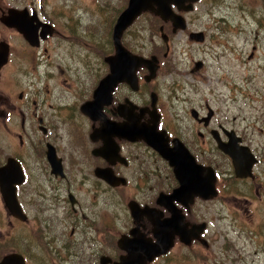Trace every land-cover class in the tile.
<instances>
[{
	"label": "flooded vegetation",
	"instance_id": "1",
	"mask_svg": "<svg viewBox=\"0 0 264 264\" xmlns=\"http://www.w3.org/2000/svg\"><path fill=\"white\" fill-rule=\"evenodd\" d=\"M14 11L19 12L17 24L28 19L26 23L37 29L38 46L6 21ZM66 17L64 28L72 33V19ZM60 25L48 13L46 0H0V45L8 49L0 81L12 83L15 53L24 80H29V54L35 52L41 60L53 41L61 44ZM186 31L189 38L197 32L188 30L187 20ZM65 36V41L74 40L71 34ZM204 36L200 44L211 45L213 36ZM219 46L233 53L232 45ZM130 52L148 60L155 57L156 75L149 78L150 70L143 66L136 71L137 89L120 82L97 119L83 107L94 102L95 90L110 72L106 59L112 53L104 57L108 73L97 85L88 61H56L43 65L56 71L45 75L41 104L34 100L33 110L25 111L30 96L19 94L21 147L7 154L0 169L11 159L20 165L24 180L16 185V199L25 219L9 210L0 188V263L18 254L25 264L38 256L41 264H256L246 262L253 256L264 264V113H239L233 69L222 64L218 52L213 59L217 67L208 78L186 83L182 100L160 97L158 80L167 54L161 60ZM209 66L200 61L191 72L207 71ZM15 110L13 88L6 94L0 90V126L5 123L8 131ZM29 113L37 121L39 138L26 147ZM107 123L117 126L119 133L109 131ZM153 126L167 151H187L198 167L193 168L198 181L189 183V171L188 184L181 190L183 184L169 160L144 139L122 134V128L138 133ZM239 148L250 167L247 177L237 175L231 157ZM207 178L214 186L210 199L205 197ZM15 228L24 229L23 235ZM136 241L162 253L148 261L143 250H134Z\"/></svg>",
	"mask_w": 264,
	"mask_h": 264
},
{
	"label": "rangeland",
	"instance_id": "2",
	"mask_svg": "<svg viewBox=\"0 0 264 264\" xmlns=\"http://www.w3.org/2000/svg\"><path fill=\"white\" fill-rule=\"evenodd\" d=\"M127 6L128 0H46L48 13L54 22L62 24L61 35L66 37L65 35L71 34L74 40L70 42L65 41L63 36L58 37L62 43L56 44L53 41L48 50L42 53L41 60H37V54L31 52L29 80H24L23 67L16 63L15 53L11 67L12 83L7 85L0 81V90L5 94L7 89L13 88L16 106L10 131L4 127L5 123L0 126V162L4 161L7 154L21 147L17 135L23 132L20 127L19 110L22 103L19 102V94L22 92L30 96L29 108L25 111L33 110L34 100L41 104L45 98L42 90L47 81L45 75L56 71L43 65L56 61H88L94 71L93 80L97 85L100 78L108 73L104 57L114 54L113 29ZM65 15L66 19H72V33L64 28V24L67 26L63 20ZM184 16L188 30L213 36L211 45L208 42L200 44L191 41L188 31L173 33L171 23H162L150 13L141 16L123 37V44L133 53L145 57L156 56L161 60H164V54L168 55L158 80L162 88L159 91L160 97L164 100H182L186 83L196 84L199 80L208 78L214 67H217L213 59L215 52H218L222 64L233 69V97L239 113L255 116L264 113V0H201L193 12ZM161 27L169 37L168 49L161 38ZM18 44L15 42V45ZM219 44L232 45L233 53L229 54V47L224 48ZM200 61L212 65V68L209 66L207 71L192 73L195 64ZM40 77L42 79L38 80ZM50 77H53V74ZM204 87L208 92L207 87ZM56 94L57 91L53 96ZM180 109L181 107L173 108L176 112ZM31 115L29 113L27 132L24 134L26 147L28 142L39 138L37 121ZM15 230L19 231L20 228ZM23 232L24 229L21 228V236ZM242 243L243 240H240L239 244ZM34 249L38 250L35 246ZM249 251L252 249L249 248ZM41 259V256H38V260L31 259L30 264H41ZM251 261L256 264L263 263L262 258L254 256L246 262Z\"/></svg>",
	"mask_w": 264,
	"mask_h": 264
},
{
	"label": "water",
	"instance_id": "3",
	"mask_svg": "<svg viewBox=\"0 0 264 264\" xmlns=\"http://www.w3.org/2000/svg\"><path fill=\"white\" fill-rule=\"evenodd\" d=\"M198 1L199 0H129L127 8L118 17L113 29L115 53L106 59V62L109 65L110 73L100 82L98 88L95 90L94 102L88 103L83 107L84 112H86L93 119H97V115L101 112L103 106L111 104L114 90L120 82H127L134 89H137L136 71L143 66L150 70L151 75L149 78L155 77L157 71V59L153 57L152 60H148L133 55L124 47L122 43V38L125 32L132 27L138 18H140L143 14L150 12L159 17L163 22L171 23L173 26V33H177L186 29L185 18L180 13L193 11L194 4ZM18 13V11L11 12L10 17L6 19V21H9L11 25H15L19 32L24 35L25 39L32 46H38L39 37L37 29H34L31 25L26 23L28 22V19L23 21L24 25L17 24L19 19ZM44 28L52 29L51 26ZM160 31L162 40L167 45L168 49L169 37L164 33L163 27L160 28ZM50 33L52 34V31L45 32L44 34L42 33V37H46ZM190 39L201 43L204 40V34L202 32L192 33L190 35ZM7 60V44L2 43L0 45V69L7 63ZM87 108L91 110L89 111ZM109 124H111V126ZM109 124V131L119 133V128L117 126H114L113 123ZM122 134L126 135L127 138L131 140H136L137 137L144 139L150 146L158 150L166 160H169L170 163L175 166V172L178 174V178L183 184L181 190H183L185 185L188 184L186 174L189 171H193V178L191 177L189 183L198 181L194 177L195 171L193 169H198V167H196L191 161L192 158H189L187 151L179 148L177 150L178 153L175 155H173L170 151H167L165 146L161 143L162 140L160 141L158 138L159 135L156 133V126L144 127L138 133H136L134 129L122 128ZM240 151L241 150H234L231 153V157L236 167L237 175L239 177H247L251 174L250 167L244 157L245 154ZM23 180L24 178L20 165L13 159L9 160L7 166L0 169V188L5 204L15 217L19 219H25V217L16 199V185L21 184ZM115 181L116 178L112 176V185H115ZM13 184L15 185V188H13ZM206 184L208 192L205 197L206 199H210L214 191L213 180L207 178ZM121 243L123 247L127 246V242L125 243L124 241H120L119 244ZM135 245L136 249L134 250H143L146 253L148 261L153 260L156 256L162 253V250L150 246L144 241H136ZM165 247L168 248L169 246L167 245ZM0 264H25V262L22 256L18 254H10L4 257Z\"/></svg>",
	"mask_w": 264,
	"mask_h": 264
},
{
	"label": "trees",
	"instance_id": "4",
	"mask_svg": "<svg viewBox=\"0 0 264 264\" xmlns=\"http://www.w3.org/2000/svg\"><path fill=\"white\" fill-rule=\"evenodd\" d=\"M156 17V16H155ZM158 18V17H157ZM158 20H160V18H158ZM161 21V20H160ZM162 22V21H161ZM163 23V22H162Z\"/></svg>",
	"mask_w": 264,
	"mask_h": 264
}]
</instances>
